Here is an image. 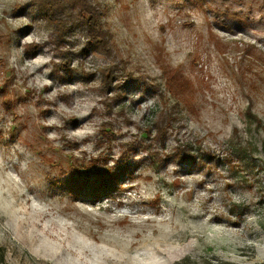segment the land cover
<instances>
[{
  "label": "rangeland",
  "instance_id": "374dc122",
  "mask_svg": "<svg viewBox=\"0 0 264 264\" xmlns=\"http://www.w3.org/2000/svg\"><path fill=\"white\" fill-rule=\"evenodd\" d=\"M45 1L0 0V261L264 262V0Z\"/></svg>",
  "mask_w": 264,
  "mask_h": 264
},
{
  "label": "trees",
  "instance_id": "16d2710c",
  "mask_svg": "<svg viewBox=\"0 0 264 264\" xmlns=\"http://www.w3.org/2000/svg\"><path fill=\"white\" fill-rule=\"evenodd\" d=\"M43 3L42 6L45 8L46 11H48L51 15L55 13V10H68L67 15L73 16V14L77 13L80 17H83L84 14H87L89 16H93L95 14L94 10V4L91 3L90 0H46L45 2H40ZM84 18V17H83ZM182 152L185 150H181ZM187 154H180L179 152L174 153L172 155L175 158H180L183 159L185 158ZM191 157L193 160L196 156L193 155H188ZM112 179L106 178V183L110 182ZM104 184V185H105ZM104 185L99 187H96V194L103 193L106 191L107 188H104Z\"/></svg>",
  "mask_w": 264,
  "mask_h": 264
},
{
  "label": "built area",
  "instance_id": "2783aa9c",
  "mask_svg": "<svg viewBox=\"0 0 264 264\" xmlns=\"http://www.w3.org/2000/svg\"><path fill=\"white\" fill-rule=\"evenodd\" d=\"M0 264H3V263L0 261ZM259 264H264V262L261 261V262H259Z\"/></svg>",
  "mask_w": 264,
  "mask_h": 264
}]
</instances>
